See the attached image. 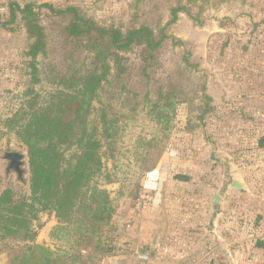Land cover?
I'll list each match as a JSON object with an SVG mask.
<instances>
[{
    "label": "rangeland",
    "instance_id": "obj_1",
    "mask_svg": "<svg viewBox=\"0 0 264 264\" xmlns=\"http://www.w3.org/2000/svg\"><path fill=\"white\" fill-rule=\"evenodd\" d=\"M243 2L0 0V20L7 24H0V154L27 156L29 186L27 148L7 121L35 96L29 91L32 41L19 14L8 23L9 5L34 4L46 30L48 54L37 59L42 81L34 86L42 97L55 90L50 80L57 73L87 74L93 66L92 55L67 38V19L44 4L56 9L77 6L100 26L126 32L147 25L169 37L155 62L143 61L140 48L123 55L121 76L111 62V73L91 104L89 124L99 128L103 163L92 186L109 192L114 214L101 234L103 251L92 246L82 252L89 261L76 264H163L164 259L155 262L154 256L149 263L137 261L139 250L149 251L161 233L165 246L188 252L184 264H229L221 250L243 254L260 240L264 15L256 16L257 21L247 18L241 14ZM178 8L182 10L170 24ZM162 166L160 186L150 190L147 175L152 177ZM6 167L1 161L0 193L10 190L16 202L28 199L31 189L15 173L7 178ZM234 181L243 185L241 191L232 186ZM216 196L221 201L215 206ZM36 216L32 230L38 244L52 251L70 248L51 238L58 225L55 213L37 211ZM0 264H10L2 241Z\"/></svg>",
    "mask_w": 264,
    "mask_h": 264
},
{
    "label": "trees",
    "instance_id": "obj_2",
    "mask_svg": "<svg viewBox=\"0 0 264 264\" xmlns=\"http://www.w3.org/2000/svg\"><path fill=\"white\" fill-rule=\"evenodd\" d=\"M43 7L67 19V38L92 55L93 66L87 74L59 72L50 80L55 90L44 97L36 94L34 86L42 81L37 59L48 54V36L34 4L9 5L8 23L13 24L19 14L32 41L28 56L33 86L29 91L35 96L7 121L27 148L31 196L16 202L10 190L0 193V241L10 264L86 263L90 258L82 252L92 246L103 251L101 234L114 214L109 192L92 186L103 163L99 128L89 124L91 104L111 73V62L120 76L123 55L134 48L141 49L143 61L155 62L169 37L165 30L156 34L147 25L126 32L100 26L77 6ZM181 10L172 11L170 24ZM0 24L7 27L1 20ZM37 211L55 213L58 225L51 238L69 249L52 251L37 243V233L32 230Z\"/></svg>",
    "mask_w": 264,
    "mask_h": 264
},
{
    "label": "crops",
    "instance_id": "obj_3",
    "mask_svg": "<svg viewBox=\"0 0 264 264\" xmlns=\"http://www.w3.org/2000/svg\"><path fill=\"white\" fill-rule=\"evenodd\" d=\"M243 3H244L243 11L241 14L247 16V18L249 16L250 18L252 17V19L254 18V20L257 21L258 19H256L257 18L256 16L264 15V0H244ZM260 24L263 25L264 27V20H261ZM164 174L165 171L162 166L160 171L154 173L151 177V180L149 179V182H147L145 185L150 190L158 189V187L160 186L158 180L163 179ZM163 238H166L165 233H161L160 235L156 234V236L153 239V244L152 246H150V249L149 251L147 250V252L145 249L141 247L142 249L139 250L137 255V261L146 262L148 260L149 263L152 260L150 256H154L153 258H155L154 259L155 262L156 260L159 261L158 258H160L165 260L163 264L166 263L184 264L185 260L188 257V252H182L172 247L165 246L163 244ZM256 245H254L255 247L253 248H248L247 250H245L243 254H241V252L239 251H235L234 253L231 252L229 254L227 251L224 250H221L220 254L222 256L223 255L227 256L226 261L229 264H264V233L262 234L260 240L256 242ZM224 252L227 253L225 254Z\"/></svg>",
    "mask_w": 264,
    "mask_h": 264
},
{
    "label": "water",
    "instance_id": "obj_4",
    "mask_svg": "<svg viewBox=\"0 0 264 264\" xmlns=\"http://www.w3.org/2000/svg\"><path fill=\"white\" fill-rule=\"evenodd\" d=\"M26 160L27 156L22 153L7 152L3 155L0 154V162L5 161L7 163V167L5 170L6 177L8 178L9 175L14 171V173L17 175V181L23 183L27 191L30 192L29 182L26 178V175L28 173L27 169L25 168L27 164ZM232 186L239 191L243 189V185L238 181H234ZM220 201L221 198L219 196H216L213 205H219ZM224 253L226 254L227 252Z\"/></svg>",
    "mask_w": 264,
    "mask_h": 264
},
{
    "label": "built area",
    "instance_id": "obj_5",
    "mask_svg": "<svg viewBox=\"0 0 264 264\" xmlns=\"http://www.w3.org/2000/svg\"><path fill=\"white\" fill-rule=\"evenodd\" d=\"M149 178V175H147V179Z\"/></svg>",
    "mask_w": 264,
    "mask_h": 264
},
{
    "label": "flooded vegetation",
    "instance_id": "obj_6",
    "mask_svg": "<svg viewBox=\"0 0 264 264\" xmlns=\"http://www.w3.org/2000/svg\"><path fill=\"white\" fill-rule=\"evenodd\" d=\"M12 173H14V171H13ZM12 173H11V174H12Z\"/></svg>",
    "mask_w": 264,
    "mask_h": 264
}]
</instances>
